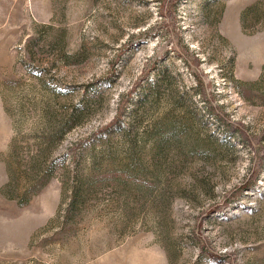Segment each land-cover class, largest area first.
Here are the masks:
<instances>
[{
    "label": "rangeland",
    "instance_id": "obj_1",
    "mask_svg": "<svg viewBox=\"0 0 264 264\" xmlns=\"http://www.w3.org/2000/svg\"><path fill=\"white\" fill-rule=\"evenodd\" d=\"M0 264H264V0H0Z\"/></svg>",
    "mask_w": 264,
    "mask_h": 264
},
{
    "label": "trees",
    "instance_id": "obj_2",
    "mask_svg": "<svg viewBox=\"0 0 264 264\" xmlns=\"http://www.w3.org/2000/svg\"><path fill=\"white\" fill-rule=\"evenodd\" d=\"M165 6H166V8H169L171 5H169L168 3L165 4V3L163 2V3H162V8H164ZM121 101H122V100H121ZM117 118H118V116H117Z\"/></svg>",
    "mask_w": 264,
    "mask_h": 264
}]
</instances>
